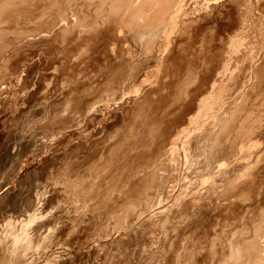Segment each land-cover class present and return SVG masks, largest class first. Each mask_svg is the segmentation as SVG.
I'll use <instances>...</instances> for the list:
<instances>
[{"label":"bare ground","instance_id":"obj_1","mask_svg":"<svg viewBox=\"0 0 264 264\" xmlns=\"http://www.w3.org/2000/svg\"><path fill=\"white\" fill-rule=\"evenodd\" d=\"M260 1L262 2V0H0V105L3 104L4 93L11 95V93L24 92V97L21 98L22 108L23 106L24 108H19L20 113L36 106L40 107L34 112L31 122L45 126L47 124L46 137L43 138H53L54 144L51 151H57L60 147L66 148L65 152L63 149L60 150L66 165L59 173L60 175L69 176L68 179H70V174L76 177L75 180L81 178L82 161H84H81L82 157L87 158L91 164L95 161L94 163L97 162L98 165L99 161H103L99 168L109 177L112 176L110 180L113 188L111 189L115 192L114 195L111 193L113 197L109 200L111 201L109 211H123L124 218L127 220L126 229L130 228L128 224L134 227L136 218L146 217L149 214L151 215L148 217L150 224L155 228L159 226L160 217H163L161 225L163 221L164 223L162 227L160 226L163 231L160 232L162 237L158 235L162 238V247L159 246L161 250L156 252L160 258L184 245L186 241L180 240L183 244L180 246L179 238L181 239L184 236L183 233L188 231H184L185 229L193 228L200 223L202 213L208 214L207 210V213L204 211L205 207L207 209V202L203 200L211 199L216 203V207L214 204L212 207L216 208L219 213L216 214V210L210 208L215 214H212L214 218L211 219V225L203 228L206 231L203 236L207 239L211 237V240L214 237L221 240L219 235L225 228L227 218L235 220L233 223H231L233 220H230L232 227H229L227 237L231 233L232 235L225 247L226 243L222 244L224 247L222 251L218 249L219 252L214 248L216 241L210 242L207 255L213 260L205 263L264 264V148L263 152H258L262 153L256 159L257 161H253L255 158L250 159L251 151L247 150L249 156H245H248L251 162L247 164L248 166L246 165L247 168L242 175L239 172L240 174L232 176L229 169L222 170L220 165V162L227 161L233 167L242 162L239 160L245 148L243 139L246 141L247 139L241 138V130L246 128L243 127L245 121L250 120L253 115L249 113L254 108L253 104L249 103L251 99L260 100L258 112L256 111L253 123L251 122L254 125L252 132L261 136L264 129V53L261 56L254 55L251 49H245L242 46V40L244 35L246 38L245 33L248 28L256 29L261 34L262 31L264 32V10L260 9L258 4ZM253 32L257 33L255 30ZM261 34L259 36L263 38ZM126 43L128 44L127 50L123 48ZM262 48L264 49V42L258 50ZM38 57L39 61L32 65L29 64ZM232 64H237L236 67L238 64L242 66L243 64L260 65L250 67V70L238 66L241 70L237 68L240 71L239 73L235 71L236 74H234V70L230 69ZM22 72H26L23 78H21ZM147 83H150L148 85L150 87ZM32 87L34 90L30 92ZM224 105L227 109L225 114L223 113L225 112ZM246 130L249 131L247 128ZM40 134L39 132L36 135L32 134L33 141ZM255 141L253 142L256 143L258 140ZM191 144H197L198 148L203 147L199 158L203 159V163L206 160L207 165H203L201 159H198L192 166H187L189 173L184 175L185 179L180 177L182 174L179 175L182 183L181 179L177 180L178 178L174 176V172L186 160V157L182 159V156H179L182 154L180 150L185 151L184 155H187ZM247 152L245 153L248 154ZM258 153L255 154L258 155ZM255 154L253 153V156ZM50 155L51 153L47 156L48 158H44L42 165L41 163L34 164L37 172H40L38 166H49V169L50 167L52 169L55 164L57 165V159H60L61 155ZM36 160L40 162L39 158ZM89 165L86 164V167ZM57 167L59 169V166ZM30 169L32 171L31 167ZM235 170L240 169L234 167L232 173L237 172ZM53 171L56 172V170ZM218 174L220 179L219 184H216L215 179ZM102 177L104 179V176ZM47 178L49 179L50 176ZM85 178L84 181L88 179ZM83 180L81 178L79 187L68 184L66 191L61 187L56 188L59 184H55L56 186L53 185L54 183L50 184V179L47 180V182L50 181V185L43 186L47 182L43 184L44 181L41 180L43 187L40 189L44 190L42 197L49 194L50 202L56 201L61 204L69 200L75 202L77 199H86L90 192L88 188L92 185L89 186L90 183L86 181L89 183L86 187L83 185ZM103 181L105 180L101 182ZM173 181L180 183L174 186L168 184ZM104 183L106 186V182ZM91 188L93 191L96 186L93 184ZM108 191L110 192L109 188ZM104 193L102 194L107 197V200L109 196ZM171 193H176V201L170 200L175 197ZM104 199L102 196L103 201ZM164 203L167 206L173 204L164 209L167 207ZM180 205L185 206L186 210L197 209L198 216L192 218L188 225H183V222L178 227L173 221L176 219L180 221L179 218L186 215L185 212L181 213L182 211L178 212L179 209H176ZM43 206L48 209L47 203ZM63 208L61 206L55 212L64 210ZM172 208L180 214H175ZM181 209L185 211L183 207ZM169 210L171 214H168ZM112 214H117V212ZM120 215L115 216L118 219ZM52 216L48 218L45 215L41 220L48 218L47 223L50 221L51 224L61 223V227L59 228L60 225L57 227L59 228L57 235L55 236L51 231L45 235L35 228L34 230L41 238L33 246H38L44 240L43 245L46 251L47 248L52 251L61 247L60 243L66 234L70 235L69 238L67 237L70 239L67 243L83 238L86 240L92 236L90 232L74 233V228L78 225L72 222V219L68 220L61 214ZM52 218L54 220H50ZM155 218L157 222L154 221ZM41 220L39 222H42ZM213 221L223 223L218 231L219 234L212 229ZM118 222H120L119 219ZM119 225L118 227L122 224ZM123 225L122 227L125 226ZM133 231L137 232L136 229ZM109 232L106 234H110ZM195 232L197 231H194V234ZM154 234H156L155 231ZM191 234L194 235L190 232ZM194 236L189 238L193 239ZM201 239L200 241L203 242ZM116 241L121 244L119 239ZM105 247L100 244L95 246L96 254L100 248ZM200 247L197 250H200ZM69 249L72 250L71 247ZM15 250V261L25 258V252L20 247ZM59 250L61 249H58V252ZM68 252L66 251L67 254L64 252L65 255L62 252L58 253L57 256V253L52 251L53 256L56 255L53 259L55 257L58 259L55 264H58V261L64 264L67 258L71 260V254L74 251L69 253L70 256ZM103 254L106 255V251ZM170 255L172 257L171 252ZM217 256H220L218 259L221 261H217L218 259L215 261ZM104 261L106 260L103 259ZM142 261L139 262L142 263ZM108 262L109 259L106 263ZM97 263L98 261L93 264ZM198 263L199 261L195 260L194 264Z\"/></svg>","mask_w":264,"mask_h":264},{"label":"rangeland","instance_id":"obj_2","mask_svg":"<svg viewBox=\"0 0 264 264\" xmlns=\"http://www.w3.org/2000/svg\"><path fill=\"white\" fill-rule=\"evenodd\" d=\"M259 6H260V9L263 11L264 9V0H262V2L260 1L259 3ZM261 7H263V8H261ZM264 12V11H263ZM257 14H258V12H257ZM251 30V31H250ZM255 30L256 32V34H254V32L253 31ZM247 33H245V34H247L246 35V38H245V35H244V39L242 40L243 42H242V46L245 48V49H251L252 51H253V53H254V55H259V56H261L263 53H264V49L262 48L260 51L258 50V48L259 47H261L262 45H263V42H264V32L262 31V34H261V32L260 31H258V30H256V29H250V28H248V30L246 31ZM250 32V33H249ZM261 34V36L263 37V38H261L259 35V33ZM250 35H249V34ZM259 34V35H258ZM248 36V37H247ZM240 38V37H239ZM261 39V40H260ZM250 40V41H249ZM260 42H262L261 44H260ZM244 43V44H243ZM128 44L126 43V46L124 45L123 46V48L124 49H128ZM254 49V50H253ZM263 50V52H261ZM259 54H258V53ZM261 52V53H260ZM256 53V54H255ZM258 57V56H257ZM36 61H35V60ZM33 59V61H30L31 63H29V64H35V62H37V61H39V57L38 58H34ZM28 63H27V65H29ZM236 65L237 64H232L231 65V67H230V69H231V71L232 70H234L233 72H234V74H236V72H238L239 73V71L241 70L240 69V67H238V66H242V64H238V66L236 67ZM244 66H242V67H246V68H248L247 70H250L253 66L254 67H256L257 65L259 66L260 64H243ZM232 66H233V68H232ZM234 67H236V68H234ZM241 67V68H242ZM251 67V68H250ZM240 69V70H238V69ZM153 69V68H152ZM152 69H151V71H152ZM236 69V70H235ZM23 70H26V68H23ZM238 70V71H237ZM236 71V72H235ZM243 71V70H242ZM26 72H22L21 74V78H23V75H24V77L26 76V74H25ZM150 83H147V86L149 85ZM148 87H150V86H148ZM2 90H3V88H2ZM34 90V88L32 87L31 89H30V92L31 91H33ZM8 94V95H7ZM20 94V95H19ZM22 94V95H21ZM24 92L23 93H19V92H17V94L15 93H11V95H10V93H4L3 94V104L2 105H0V264H19V262H21V264H55V262H57V258L55 257L54 259H53V257L54 256H58V253L59 254H61V252H62V254L63 255H65V253H66V251L68 252L70 249H69V247H71V249L72 250H70L69 252H68V254L70 253L71 254V252L72 251H74V252H72V254H71V260L70 259H68L67 258V260L65 261V262H63L64 264H93V263H96L97 261H98V263L100 264V262H103V259L104 260H106V261H104L103 263H101V264H107L106 262H107V260L109 259V262H108V264L110 263V264H127V263H129V264H134V263H138V264H144V262H145V264H149V262L151 263V264H161V263H163V264H175L176 262H177V264H194L195 263V260L196 261H199V263L198 264H206L205 262H208V261H212L213 260V258H211V257H209L208 255H207V253L209 252V249L208 248H210V242H212V241H216L215 242V249L217 250V251H219L220 249V251H222V249L227 245V243L229 242V240L228 239H230L229 237H231V235H232V233L231 234H229L228 235V237H227V231L229 230V227H232L231 225H230V222L231 223H233L234 222V220L235 219H230V218H227V220L228 221H226L227 223L225 224V228H224V230H223V232L222 233H220V235H219V238H221V240L220 239H215V237L214 238H212V240H211V237L210 238H208L207 239V237H205V236H203V235H205V228L206 227H208L209 225H211V219L212 218H214L213 216L214 215H212V214H218L219 212L216 210V208L214 209V207H216L215 206V201L214 200H211V199H208V201H205V200H207V199H205V200H203V202H207L206 204L209 206L210 204V206L208 207L207 205V209H206V207L204 208V211L206 212V210L208 211V214H205V213H202V215H201V217H200V223L198 224V225H196L195 227H191V228H187V229H185L184 231H186V230H188V231H186V232H184L183 234H184V236H182V238L180 239L179 238V243H180V246L181 245H183V246H181V247H179V249L178 250H176V251H170L171 252V254H172V257H171V255H170V252H168L164 257H161V258H163V259H161L159 256V254L158 253H156L157 251L159 252V250H161V248L159 247V246H161L162 247V242H161V240H162V238H160V237H162V233L160 234V232L162 231V226H163V223H164V221H163V223H162V225H161V222H162V220H163V217H160V221H158L157 220V218H155L154 219V221H158V223H159V226L157 225V227H158V229H157V227H155L156 228V230H155V228L154 227H152V224H150L151 223V221H150V219H148V217L149 216H151L150 214L149 215H147L146 217L145 216H140L141 218H139V219H137L136 218V223H135V225H134V227H131V226H129V224H128V227H130V228H127L126 229V223L125 222H127V220L124 218V213H123V211H121V210H119V212L118 211H116L117 212V214H112V213H116V212H110L109 210H110V205H111V201H109L110 199H112V195H111V193L114 195L115 194V192H112L113 191V189H111V188H113V186H112V182H111V180H112V176L111 177H109L108 176V174H105L104 173V171H101V168H99V166L103 163V161H99L98 162V165H97V162H96V164L93 162L92 164L91 163H89V161H88V159L87 158H85L84 159V157H82V159H81V161L82 160H84V161H82V164H83V166H82V172H81V178H82V180L83 179H86L85 177H87L88 179L87 180H83V185H85L86 187H88V185H89V183H90V185L89 186H93V184H94V186H96V188L92 191L91 189H93V188H88V189H90V194L88 193V195L89 196H91L90 198H89V196L87 195V197H86V199L84 198H82V199H80V200H78L77 199V201H75L76 202V204H75V202H73V201H67V202H62V204L61 203H56V201H54V202H50L49 201V199L51 198L50 197V195L48 194V195H45L44 197H45V199H44V197H42V195H43V193L42 192H44V190L42 191L40 188L41 187H43V186H45L46 184L47 185H50V184H52V183H54L53 185H55V184H59V185H55L56 186V188H59V187H61V188H63V190H68L67 188H66V186L68 185V184H70V185H75V187H79V186H81V183L79 184V182H80V180H81V178H79V179H77V180H75L76 179V177H73V175L72 174H70V179H68L69 178V176L68 177H66L65 175H60L59 173L61 172V170L63 169V168H65L66 167V165L64 164V160H63V158L62 157H64L63 156V153H61V151L60 150H62L63 149V152H65V149L66 148H63V147H60L59 149H57V151H51L50 149H51V147L53 146V144H54V141H53V138L51 137V138H49V139H47V138H43V137H46V132L45 131H47V129L45 128L46 126H47V124H46V126L45 125H43V124H41V125H38V124H33V122H31V121H33V115H34V112L35 111H37V110H39V106L37 107H34V108H32V109H30V110H25L24 112H21L20 113V109H23L24 108V106H23V108H22V101H21V98L23 99V97H24ZM5 95V96H4ZM17 97H16V96ZM21 96V97H20ZM7 97V98H6ZM12 97V98H11ZM19 97H20V99H19ZM234 97V96H233ZM14 98V99H13ZM15 98H17L19 101H20V103H19V101L17 100V99H15ZM254 98H256L255 96H254ZM13 100H14V102H13ZM252 101H254V103L252 102ZM16 102V104H14ZM256 102V103H255ZM249 103H251V105L255 108H253V111H252V109H251V111H249V113H252L251 115V119L250 120H247V121H245V126L243 125V127H246L249 131H247L246 130V128H244V129H242V130H244V132L241 130V132H242V135H241V138L243 137V138H246L247 139V141L246 140H244L243 139V141L245 142L244 144V146H245V148H244V153H242L241 152V154L240 155H242L241 156V158H240V160H239V162L240 161H242L241 163H243V165H241V163L240 164H236V165H234V163H233V167H232V165H230L229 164V162H227V161H224V162H220V165H221V169L223 170H225L226 168L227 169H229L228 171L229 172H231V174L230 175H235V174H240L241 173V175L244 173V171H245V169L247 168V166L250 164V159H254L253 161H257L256 159H258V156L263 152V148H264V129L262 130V133H261V136L260 135H258L257 136V134L256 133H253L252 132V130H253V122H252V120H254L255 119V116H256V113L258 112V106H259V104H260V100H256V99H251L250 101H249ZM8 104V105H7ZM18 104H19V107H18ZM13 105V106H12ZM15 105V106H14ZM17 105V106H16ZM7 106V107H6ZM226 105H224L223 106V108H224V110H225V112H223L224 114L226 113V111H227V109H226V107H225ZM6 108V109H5ZM20 108V109H19ZM37 108V109H36ZM5 109V110H4ZM35 109V110H34ZM31 110H33V111H31ZM264 110V109H263ZM31 111V112H30ZM255 111V113H253ZM257 111V112H256ZM3 112H5V113H3ZM27 112H29V113H27ZM33 112V113H32ZM27 113V114H26ZM32 113V114H31ZM3 114V115H2ZM9 114V115H8ZM26 116H25V115ZM263 114H264V112H263ZM30 115V116H29ZM27 116H29V117H27ZM5 119H4V118ZM7 117V118H6ZM20 118V119H19ZM3 119V120H2ZM32 119V120H31ZM19 120V121H18ZM4 121V122H3ZM6 121V122H5ZM249 121V122H248ZM252 122V123H251ZM20 123V124H19ZM251 123V124H250ZM13 124V126H11ZM248 125H250V126H248ZM15 126V127H14ZM242 127V128H243ZM248 127H250V129L248 128ZM42 128H44V129H42ZM41 129H42V131H41ZM14 130V131H13ZM204 130V129H203ZM37 132H39V133H41L39 136H37V139L35 140V141H33V138H31L32 137V134H34V135H36V133ZM252 132V133H251ZM43 133V134H42ZM200 133H202V131H200ZM245 134V135H244ZM252 134H253V137H252ZM263 134V135H262ZM257 138H256V137ZM263 136V137H262ZM4 137V138H3ZM35 137V136H34ZM259 137V138H258ZM252 138V139H251ZM32 140V142H31V140ZM35 139V138H34ZM46 139V140H45ZM258 141H257V140ZM52 140V141H51ZM252 140V141H251ZM257 142H256V141ZM262 140H263V142H262ZM253 141H255L256 143H254ZM261 141V142H260ZM251 142H253V143H251ZM27 143V144H26ZM247 143V144H246ZM249 143H251V144H249ZM259 143H260V145H259ZM45 144V145H44ZM258 144V145H257ZM41 145H42V147H41ZM48 145V146H47ZM251 146V149H250V146ZM253 145V146H252ZM256 145V146H255ZM65 147V146H64ZM194 147H195V150H194ZM199 146H197V144H191V145H189V147H188V152L189 153H187V155H184L185 153V151L183 152L182 150H180L181 152H182V154H181V152H179L181 155H179L182 159H184L185 157V159L186 160H182L181 159V161H183L182 163H181V165H183V167L180 165V167L178 166V168H177V171L176 172H174L175 173V175L174 174H172V175H174V176H176L178 179L177 180H180L181 178H183V179H185V174H188L189 172V168H187V166L188 167H190V166H192L193 165V163L196 161V160H198V159H201V161H202V163H203V159L200 157L199 158V156H200V153H201V150H202V148H201V146H200V148H198ZM247 147V148H246ZM249 147V148H248ZM257 147V148H256ZM190 148V149H189ZM192 148V149H191ZM257 150H256V149ZM249 149V152L251 153L250 154V156H249V153L247 152V150ZM254 151H253V150ZM39 150H41V151H39ZM39 151V152H38ZM194 151H195V153H194ZM252 151H253V153L255 154L256 152L258 153V152H260V151H262L260 154L258 153V155H254V156H256V157H254L253 156V153H252ZM256 151V152H255ZM245 152H247L248 154H246ZM51 153V155L53 154V155H56V154H58V155H61V157H60V159H57V161L58 162H56L57 163V165L55 164L54 166H53V170H56V172H54L52 169H51V167H50V169H49V166H46V167H44V166H38V169L40 170V172H37V167H35L36 165H38V164H40L41 163V165H42V163H43V161L46 159V158H48L47 156H49V154ZM55 153V154H54ZM197 153V154H196ZM46 154V155H45ZM190 154V155H189ZM43 155V156H42ZM50 155V156H51ZM192 155H193V157H192ZM196 155H197V159H196ZM245 155H248L249 157H250V159H249V157L247 156H245ZM252 156V157H251ZM46 157V158H45ZM184 157V158H183ZM189 157V158H188ZM194 157H195V159H194ZM39 158V160H40V162H38V160H36V159H38ZM43 160H42V159ZM45 158V159H44ZM68 158V157H67ZM187 158L190 160H187ZM248 158V159H247ZM33 159V160H32ZM54 159V158H53ZM87 159V160H86ZM193 159V160H192ZM42 160V161H41ZM62 160V161H61ZM205 160V159H204ZM189 161V163H187ZM252 161V162H253ZM34 162H36V163H34ZM68 162V161H67ZM85 162V163H84ZM184 162H186V163H184ZM248 162V163H247ZM63 163V164H62ZM227 163H228V165H227ZM34 164H36V165H34ZM86 164H90L88 167H89V169L92 167L93 169H90V172H92V173H90L89 172V169H88V167H86ZM95 164V165H94ZM188 164V165H187ZM204 164H206L207 165V161L205 160L204 161V163H203V165ZM248 164V165H247ZM33 165V166H32ZM63 165H65V166H63ZM185 165V166H184ZM190 165V166H189ZM202 165V167H204ZM247 165V166H246ZM57 166H59V169H58V167ZM61 166V167H60ZM63 166V167H62ZM86 168H85V167ZM95 166V167H94ZM230 166V167H229ZM239 166H241V168L239 167ZM30 167L32 168V171L34 172V173H32V171H31V169H30ZM43 167H44V169H43ZM48 167V168H47ZM54 167H56V168H54ZM96 167H98L97 168V170H95L96 169ZM223 167V168H222ZM229 167V168H228ZM232 167V168H231ZM234 167L236 168V167H238L240 170H235V171H237V172H235V173H232L233 172V170H234ZM40 168H42V170H44V172H46V173H44ZM47 168V169H46ZM187 168V169H186ZM29 169V170H28ZM34 169V170H33ZM99 169H100V171H99ZM36 170V171H35ZM38 170V171H39ZM59 170V171H58ZM88 170V171H87ZM93 170V171H92ZM103 170V169H102ZM180 170H181V172H180ZM188 170V171H187ZM21 171V172H20ZM24 171H26V172H24ZM30 171V172H29ZM48 171L50 172V173H48ZM58 171V172H57ZM96 171H97V175L99 174H104V175H102V176H104V179H103V177L101 176H99L100 178H102L101 180H99L100 178L96 175ZM185 171V172H184ZM186 171H187V173H186ZM29 172V173H28ZM36 172V173H35ZM99 172V173H98ZM101 172H103V173H101ZM240 172V173H239ZM243 172V173H242ZM59 175H58V174ZM82 173H84V174H82ZM88 173H90V174H88ZM94 173H95V176H94ZM112 173V172H111ZM184 173V174H183ZM43 174H45V175H43ZM49 174H51V175H49ZM55 174H57V175H55ZM86 174H87V176H86ZM93 174V175H92ZM180 174H182V175H180ZM43 175V176H42ZM53 175V176H52ZM54 175H55V177H54ZM72 175V176H71ZM83 175H85V177L83 176ZM89 175V176H88ZM106 175H107V177L109 178H107L106 179ZM179 175H180V177L181 178H179ZM38 176H40V177H38ZM48 176H50V181H51V183H50V181H48L47 182V180H49L48 178L46 179V177H48ZM60 176V177H59ZM83 176V177H82ZM94 176V177H93ZM58 177V178H57ZM66 177V178H65ZM73 177V178H72ZM91 177V178H90ZM92 178H97V179H92ZM216 178L217 179H215V181L217 182L216 184H219V179H220V177H219V174H218V176L216 175ZM38 179V180H37ZM51 179H53L54 181H52ZM56 179V180H55ZM111 179V180H110ZM39 180H40V182H39ZM41 180H43L44 182H43V184L45 183V181L47 182V183H45L44 185L42 184V181ZM63 180H64V182H63ZM70 180H72V181H70ZM91 180H93L92 182H91ZM97 180V181H96ZM102 180H105V181H103V182H101ZM109 180H110V184H111V186H110V184L108 183L109 182ZM37 181V182H36ZM62 181V182H61ZM89 182V183H87V182ZM98 181H100V182H98ZM209 182L211 181V180H208ZM56 182V183H55ZM85 182L87 183V185L85 184ZM95 182V183H94ZM104 182H106V186H105V183ZM181 182L183 183V181H182V179H181ZM37 183V184H36ZM38 183H40V185L38 184ZM50 183V184H49ZM62 183V184H61ZM92 183V184H91ZM96 183H99V184H97L96 185ZM103 183V184H102ZM109 185H108V184ZM179 183L180 182H178V181H173L172 183H168V184H172L173 186L174 185H179ZM181 183V184H182ZM43 186H42V185ZM61 184V185H60ZM78 185V186H77ZM100 185V186H99ZM66 188H64V187ZM97 186H99V187H97ZM103 186V187H102ZM105 186V187H104ZM38 187H39V189H38ZM98 188V189H97ZM106 190H105V189ZM108 188H109V190H110V192L108 191ZM101 189V190H100ZM102 189H104V191L102 190ZM33 190V191H32ZM97 190V191H96ZM103 191V192H102ZM105 191H107V192H105ZM32 192V193H31ZM95 192V193H94ZM106 193L109 197H108V201L106 200V196H104L102 193ZM169 192V191H168ZM17 193V194H16ZM100 193V194H99ZM104 193V194H105ZM16 194V195H15ZM97 194V195H96ZM105 194V195H106ZM172 194V193H171ZM175 194L176 193H173L172 195L173 196H175ZM20 195V196H19ZM25 195V196H24ZM41 195V196H40ZM95 197H94V196ZM171 195V197H173ZM102 196H103V199H104V197H105V199H104V201L102 200ZM71 197V196H70ZM94 197V198H93ZM170 197V198H171ZM47 198V199H46ZM75 199H76V197H74ZM69 199H71V198H69ZM176 199V196L173 198V200H172V198L170 199L172 202L173 201H176L175 200ZM41 200V201H40ZM46 200V201H45ZM103 201L104 203H105V201H106V203L104 204L103 202L102 203H100V201ZM211 201V203H210V201ZM48 201V202H47ZM97 201V202H96ZM23 202V203H22ZM70 202V203H69ZM86 202V203H85ZM208 202H209V204H208ZM212 202H214V203H212ZM44 203H47L48 204V209H45V206H43V204ZM107 203H108V206H107ZM166 203H167V201H166ZM37 204V205H36ZM100 204V205H99ZM102 204H104V205H102ZM110 204V205H109ZM173 203H171L170 205H172ZM213 204H214V207H212L213 206ZM106 205V206H105ZM164 205H165V203H164ZM170 205H165V206H167V207H165L164 209H166V208H168ZM40 206V207H39ZM64 207L63 209L64 210H61V211H59V212H55V211H58L59 210V208L60 207ZM105 208H104V207ZM66 207V208H65ZM102 207V208H101ZM178 207V206H177ZM181 207H183L184 208V210L185 211H183V209H181L180 210V208ZM209 208V209H208ZM210 208H213L214 210H216L215 211V213H213L214 211H212ZM43 209V210H42ZM68 209V210H67ZM105 209V211H103ZM108 209V210H107ZM171 209V208H170ZM174 211V213L175 214H177L178 212H180V211H182L181 213H183V212H185V214L186 215H188V217H189V219H188V217L186 216V215H184V216H182L181 218H179L180 219V221L178 220V219H176V220H174L173 222H174V224H175V226L177 225L178 227L179 226H181V224L183 223V225H188V223H189V221L191 222V220H192V218H196V213H197V209L195 210V209H185V206H183V205H180L179 206V208H176V209H179L178 210V212H177V210L176 209H174V208H172ZM70 210H71V212H70ZM107 210V211H106ZM191 210V211H190ZM195 210V211H194ZM69 211V212H68ZM188 212V214H187V212ZM77 212V213H76ZM81 212V213H80ZM110 212V213H109ZM165 212V211H164ZM193 212V213H192ZM218 212V213H217ZM48 213V214H47ZM96 213V214H95ZM109 213V214H108ZM123 213V214H122ZM166 213H167V210H166ZM189 213H191L190 214V216H189ZM195 213V214H194ZM207 213V212H206ZM32 214V215H31ZM53 214H55V216H57L58 214H61L62 215V217H65L66 219H68V220H70V219H72L71 221L72 222H75L78 226L77 227H75L74 229H75V231H74V233H76V232H78L79 231V233H81L80 231H82L83 233H88V232H90V235L92 234V236L91 237H89L88 239H86V240H83V239H85V238H83V239H80V240H77V241H73L72 243H71V241H70V243H67L70 239H68L69 237H70V235L69 234H66L65 236H64V238H62V241H63V243H62V241H61V243L62 244H64V246L60 243V246H58V247H60V248H57V249H53L52 251H53V253H54V251H55V253H57L56 255L54 254V256H53V253H52V251L50 250L49 251V249L47 248V251H46V247H45V245H43L44 244V240L43 241H41V243L38 245V246H33V245H35L36 243H37V240L39 241L40 240V236H39V234L34 230L35 228H38L39 230H40V232H42V233H44L45 235H47V232H53L52 234H54L55 236L57 235V231L59 230V228L61 227V223H52L51 224V221L49 222V223H47L48 221V218L50 217L51 218V216L53 215ZM105 214V215H104ZM112 214V215H111ZM120 215V217L118 218L119 219V221L120 222H118L117 223V221H118V219H117V215ZM168 214H171V210H169V213ZM178 214H180V213H178ZM242 214H244V213H242ZM29 215H31V216H29ZM45 215H47V219H44V220H41L42 218H43V216H45ZM72 215H73V217H72ZM79 215V216H78ZM81 215V216H80ZM85 215V216H84ZM107 215V216H106ZM117 217H116V216ZM154 214H152V216H153ZM163 215V214H162ZM211 215V216H210ZM41 216V217H40ZM69 216H70V218H69ZM75 216V217H74ZM78 216V217H77ZM103 216V217H102ZM110 216V217H109ZM114 216V217H113ZM121 216L123 217V218H121ZM166 216V215H165ZM164 216V217H165ZM198 216V215H197ZM205 216H206V218H205ZM53 217V216H52ZM72 217V218H71ZM108 217V219H106ZM205 218V220H204V218ZM210 217V219L208 220V218ZM32 218V219H31ZM54 218V217H53ZM50 219V220H54V219ZM74 218V219H73ZM79 218V219H78ZM105 218V219H104ZM113 220H112V219ZM121 218V219H120ZM186 218V219H185ZM36 219V220H35ZM84 219H86V220H84ZM104 219V220H103ZM109 219H111V220H109ZM115 219H117V220H115ZM123 219V220H122ZM39 220H41L42 222H39ZM80 220V221H79ZM83 220V221H82ZM106 220V221H105ZM108 220V221H107ZM121 220L122 221H124L123 223H125L124 225H123V223L121 222ZM126 220V221H125ZM186 220V221H185ZM231 220V221H230ZM22 221V222H21ZM31 221V222H30ZM34 221V222H33ZM59 221V220H58ZM81 221H82V223H81ZM110 221H112V222H110ZM114 221H116L115 223H114ZM153 221V222H154ZM188 221V222H187ZM209 221H210V223H209ZM37 222V223H36ZM54 222V221H53ZM181 222V223H180ZM229 222V223H228ZM35 223V224H34ZM119 223H121L124 227H122V225L120 226L119 225ZM157 223V224H158ZM214 223V224H213ZM213 227H212V229H214L218 234H219V230L221 229V227H222V225L221 224H223V223H216V222H214L213 221ZM26 224H27V226H30L29 228L26 226ZM33 224V225H32ZM41 224V225H40ZM50 224V225H49ZM61 224V225H60ZM154 225L156 224L155 222L153 223ZM218 224V225H217ZM229 224V225H228ZM21 225V226H20ZM56 225V226H55ZM58 225H60L59 226V228H57L58 227ZM108 225V226H107ZM115 225H117L116 227H115ZM118 225L120 226V227H118ZM182 225V226H183ZM36 226V227H35ZM87 226V227H86ZM111 226V227H110ZM146 226V227H145ZM161 226V227H160ZM200 226V227H199ZM221 226V227H220ZM54 227V228H53ZM114 227V228H113ZM196 227H197V229H196ZM109 228V229H108ZM123 228V229H122ZM125 228V229H124ZM204 228V229H203ZM228 228V229H227ZM49 229V230H48ZM53 229V230H52ZM55 229H57V230H55ZM86 229V230H85ZM116 229V230H115ZM119 229V230H118ZM121 229V230H120ZM134 229H136L137 230V232H134L133 230ZM192 229V230H191ZM195 229V230H194ZM199 229H200V231H199ZM20 230V231H19ZM83 230H85V231H83ZM113 230V231H112ZM110 233V234H106V233H108V232ZM112 231V232H111ZM116 231H117V234H116ZM153 231V232H152ZM154 231H155V233L156 234H154ZM158 231V232H157ZM194 231H197V232H195L196 234H194ZM236 231V230H235ZM234 231V232H235ZM46 232V233H45ZM163 232V231H162ZM190 232L191 233H193L194 235H190ZM56 233V234H55ZM133 235H132V234ZM138 233V234H137ZM187 233V234H186ZM204 233V234H203ZM214 233V232H213ZM29 234V235H28ZM49 234V233H48ZM100 234V235H99ZM199 234V235H198ZM32 235V236H31ZM72 235V234H71ZM132 237H130V236ZM158 235H160V237L158 236ZM191 237V236H194V238L191 240L189 237ZM201 235H202V237H201ZM38 236V237H37ZM101 236V237H100ZM134 236V237H133ZM156 236V237H155ZM185 236H187L186 238L188 239H186L185 238ZM200 236V237H199ZM221 236V237H220ZM68 237V238H67ZM126 237V238H125ZM196 237V238H195ZM20 238V239H19ZM23 238V239H22ZM87 238V237H86ZM112 238V239H111ZM135 240H134V239ZM156 238H157V240H156ZM201 238H203V239H201L203 242H201L200 241V239ZM227 238V239H226ZM101 239H102V241H101ZM109 239V240H108ZM119 239V241H120V243L123 245H121V244H119L116 240H118ZM145 239H146V241H145ZM154 239V240H153ZM198 239V240H197ZM214 239V240H213ZM225 239V240H224ZM98 240H99V242H98ZM148 240V241H147ZM180 240L182 241V242H184V241H186V242H184L183 244H182V242H180ZM209 240H211V241H209ZM223 240V241H222ZM65 241V242H64ZM81 241V242H80ZM116 241V242H115ZM133 241V242H132ZM156 241L159 243H156ZM191 241H192V243H191ZM194 241V242H193ZM228 241V242H227ZM79 242V243H78ZM83 242V243H82ZM153 242V243H152ZM221 242V243H220ZM49 243V242H48ZM48 243H46V245L48 244ZM78 243V244H77ZM94 243V244H93ZM117 243V244H116ZM132 245H131V244ZM149 243V244H148ZM154 243H156V244H154ZM161 243V244H160ZM188 243V244H187ZM195 243V244H194ZM205 243V244H204ZM224 243H226V244H224ZM74 244V245H73ZM77 246H76V245ZM82 244H84V245H82ZM86 244V245H85ZM98 244H100L102 247H104V246H106L105 248L107 249H103V248H100V250L98 251V254H96V252H95V246H97ZM145 244V245H144ZM147 244L149 245L148 246V248H147ZM158 244V245H157ZM191 244V245H190ZM203 244H204V246H203ZM222 244H224V247H223V245ZM66 245H67V247H66ZM72 245V246H71ZM88 245H89V247H88ZM129 245V246H128ZM138 245V246H137ZM193 245H195L194 247H193ZM205 245L207 246V247H205ZM20 247L24 252H25V260L22 258V259H19V260H17V261H15L16 260V258H15V252H16V248H18V247ZM41 246L43 247V248H41ZM62 246L63 247H65V249L63 250V248H62ZM74 246V247H73ZM127 246V247H126ZM152 246V248H149V247H151ZM198 246V247H197ZM201 246V247H200ZM219 246V247H218ZM189 247H191V248H189ZM199 247H200V250H197V249H199ZM204 247V248H203ZM216 247H218V248H216ZM220 247H222V248H220ZM6 248V249H5ZM38 248V249H37ZM86 248H88V249H86ZM117 248V249H116ZM128 248H130V249H128ZM132 248V249H131ZM160 248V249H159ZM3 249H5L4 251H3ZM42 249V250H41ZM44 249V250H43ZM58 249H61V250H59L60 252H58ZM103 249V250H102ZM139 249V250H138ZM189 249V250H188ZM219 249V250H218ZM76 250V251H75ZM91 250V251H90ZM93 250V251H92ZM106 251V255L105 254H103V253H105V251ZM113 250V251H112ZM142 250V251H141ZM182 250V251H181ZM197 250V251H196ZM65 253H64V252ZM100 251H102V252H100ZM104 251V252H103ZM107 251H109V252H107ZM129 251H130V253H129ZM140 251V252H139ZM180 253H179V252ZM194 251H196V252H194ZM200 251V252H199ZM203 251V252H202ZM219 251V252H220ZM51 252V253H50ZM76 252H77V254H80V255H77L76 254ZM93 252V253H92ZM117 252H118V254H119V252H121V254H122V256H121V254H117ZM146 252V253H145ZM147 252H150V253H147ZM173 252H174V254H173ZM43 253V254H42ZM101 253L103 254V255H101ZM126 253V254H125ZM143 255H141V254ZM152 253V254H151ZM153 253H154V255H153ZM158 254V255H156V254ZM179 254L180 255V257H178L179 255H175V254ZM182 253V254H181ZM196 253V254H195ZM225 253H227V251H225ZM48 254V255H47ZM67 254V253H66ZM70 254H69V256H70ZM108 254V255H107ZM112 254V255H111ZM135 254V255H134ZM149 254H150V256H149ZM198 254V255H197ZM41 257H40V256ZM47 255V256H46ZM91 255V256H90ZM97 255H100V256H97ZM105 255V256H104ZM115 255V256H114ZM131 255V256H130ZM142 257L141 259L139 258L140 256ZM148 257H147V256ZM157 256V258H156V256ZM168 255V256H167ZM4 256H5V258H4ZM46 256V257H45ZM52 256V257H51ZM73 256H75V257H73ZM78 256V257H77ZM125 256H127V257H125ZM134 256V257H133ZM138 256V257H137ZM177 258H176V257ZM183 256V257H182ZM186 256H188V257H186ZM196 256V257H195ZM221 256V255H220ZM220 256H217L216 258H215V261L220 257ZM106 257L108 258V259H106ZM128 257H130V259L128 258ZM132 257V258H131ZM144 257V258H143ZM155 257V258H154ZM201 257V258H200ZM47 258V259H46ZM76 258H78V259H76ZM127 258H128V260H127ZM138 258V259H137ZM147 258H149L148 260H147ZM170 258H172L171 260H170ZM176 258V259H175ZM179 258V259H178ZM191 259V261H190V259ZM192 258H193V260H192ZM199 258V259H198ZM9 259V260H8ZM64 259V258H63ZM63 259H59V260H63ZM101 259V260H100ZM112 259V260H111ZM120 259V260H119ZM133 259H134V261H133ZM157 259V260H156ZM167 259V260H166ZM178 259V260H177ZM209 259V260H208ZM212 259V260H211ZM54 260V261H53ZM70 262H69V261ZM80 260V261H79ZM92 260V261H91ZM122 260H124V261H122ZM126 260L128 261V262H126ZM131 260H132V262H131ZM141 261V260H143L142 261V263L141 262H139V261ZM145 260V261H144ZM153 262H151V261ZM161 260V261H160ZM169 260H170V262H169ZM177 260V261H176ZM180 260V261H179ZM184 262H183V261ZM204 260V261H203ZM155 261V262H154ZM167 261H168V263H167ZM172 261V262H171ZM178 261H179V263H178ZM182 261V262H181ZM201 261H202V263H201ZM217 261H221L220 259H218ZM60 262L62 263V261H58V264H60ZM73 262V263H72ZM76 262V263H75ZM92 262V263H91ZM115 262V263H114ZM187 262V263H186ZM97 263V264H98Z\"/></svg>","mask_w":264,"mask_h":264}]
</instances>
